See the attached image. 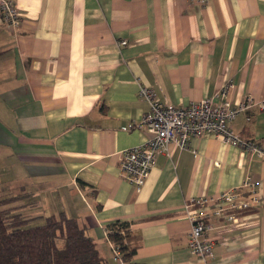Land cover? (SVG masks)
I'll use <instances>...</instances> for the list:
<instances>
[{
  "label": "crops",
  "instance_id": "obj_1",
  "mask_svg": "<svg viewBox=\"0 0 264 264\" xmlns=\"http://www.w3.org/2000/svg\"><path fill=\"white\" fill-rule=\"evenodd\" d=\"M19 24L0 21V198L28 218L74 217L115 264L104 229L129 223L130 264H197L183 204L257 183L259 202L215 219L208 264H264V155L213 133L159 154L140 191L123 177L120 154L149 137L138 123L149 105L202 98L255 103L228 124L264 139V0H15ZM121 41H125L121 44ZM21 205V206H19ZM28 211V212H27ZM229 211V210H227Z\"/></svg>",
  "mask_w": 264,
  "mask_h": 264
},
{
  "label": "built area",
  "instance_id": "obj_2",
  "mask_svg": "<svg viewBox=\"0 0 264 264\" xmlns=\"http://www.w3.org/2000/svg\"><path fill=\"white\" fill-rule=\"evenodd\" d=\"M206 5L209 0H188ZM0 21L15 29L19 24V13L15 0H0ZM124 44L125 41H121ZM228 86L219 92L220 98H202L187 105H173L161 102L151 86L139 85L138 95L144 99L149 109L141 120L128 128H145L150 137L142 144L127 148L120 154V169L124 179L140 191L159 154L168 153V146L175 142L179 148L189 147L191 137L213 133L232 146L264 155V144H254L234 134L228 124L241 113H245L255 103L251 97L232 104L226 98ZM264 109V102L259 104ZM259 202L257 183L246 176L242 184L220 192L214 196L199 195L183 204L190 220L188 248L199 259L197 264H208L212 255L213 239L208 235L215 219H223L227 224H236L240 218L230 211L249 209ZM229 210V211H227ZM107 227V226H106ZM104 236L110 244L112 258L116 264H126L119 249L108 239L107 228Z\"/></svg>",
  "mask_w": 264,
  "mask_h": 264
},
{
  "label": "trees",
  "instance_id": "obj_3",
  "mask_svg": "<svg viewBox=\"0 0 264 264\" xmlns=\"http://www.w3.org/2000/svg\"><path fill=\"white\" fill-rule=\"evenodd\" d=\"M254 144H264V139ZM22 198H0V264H109L76 218L60 212L41 218V224L30 225L33 218L13 205ZM106 228L108 239L130 264L137 244L129 223L116 221Z\"/></svg>",
  "mask_w": 264,
  "mask_h": 264
},
{
  "label": "rangeland",
  "instance_id": "obj_4",
  "mask_svg": "<svg viewBox=\"0 0 264 264\" xmlns=\"http://www.w3.org/2000/svg\"><path fill=\"white\" fill-rule=\"evenodd\" d=\"M28 212V211H27ZM30 225H37L43 223V219L33 218L29 221ZM114 261V260H113ZM115 262V261H114ZM116 264V262H115Z\"/></svg>",
  "mask_w": 264,
  "mask_h": 264
}]
</instances>
